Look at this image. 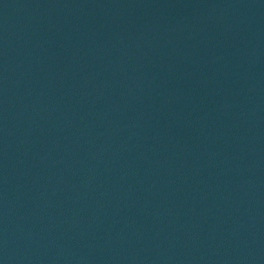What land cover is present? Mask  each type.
Masks as SVG:
<instances>
[{"label":"water","instance_id":"water-1","mask_svg":"<svg viewBox=\"0 0 264 264\" xmlns=\"http://www.w3.org/2000/svg\"><path fill=\"white\" fill-rule=\"evenodd\" d=\"M0 264H264V0H0Z\"/></svg>","mask_w":264,"mask_h":264}]
</instances>
